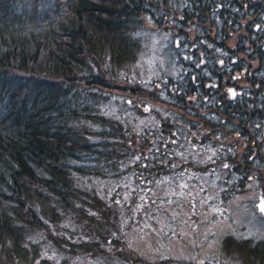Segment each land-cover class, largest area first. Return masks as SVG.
Here are the masks:
<instances>
[{"label":"trees","instance_id":"16d2710c","mask_svg":"<svg viewBox=\"0 0 264 264\" xmlns=\"http://www.w3.org/2000/svg\"><path fill=\"white\" fill-rule=\"evenodd\" d=\"M250 185L264 190V0H0V264H169L127 229L162 237L196 216L191 187L222 206ZM258 220L202 264H264Z\"/></svg>","mask_w":264,"mask_h":264},{"label":"rangeland","instance_id":"374dc122","mask_svg":"<svg viewBox=\"0 0 264 264\" xmlns=\"http://www.w3.org/2000/svg\"><path fill=\"white\" fill-rule=\"evenodd\" d=\"M205 179H203L204 183ZM160 191L161 187L157 185L153 189V195L157 197ZM260 191L256 192L254 186L250 185L241 195L233 196L232 200L221 206L213 202L208 204V200L202 199L197 189L191 187L187 197H193V201H198V204L192 207L196 216L191 215V207H183L186 211L184 209L179 211L180 219L169 218L168 232L165 233L166 226L162 229L164 236L167 235L166 239L158 234H156L157 238L152 236L153 228L157 233L161 228L155 226V223L143 227V219H140L137 223L139 227L132 226L127 229L126 240L149 261L164 258V261L166 260L169 264H192L193 261L202 264L204 259H211L217 255L222 257L219 244L223 235L229 233L244 237V235L255 234L254 223L260 217H264V213H261L257 207L260 201L264 200V190ZM206 194L212 195L211 190H207ZM160 206L163 207V212L170 208L164 202L160 203ZM260 229L263 231V228ZM132 247L128 249L131 255L134 252ZM67 264L98 263L88 256H76L68 260Z\"/></svg>","mask_w":264,"mask_h":264},{"label":"snow or ice","instance_id":"6c2138e0","mask_svg":"<svg viewBox=\"0 0 264 264\" xmlns=\"http://www.w3.org/2000/svg\"><path fill=\"white\" fill-rule=\"evenodd\" d=\"M198 66H199V65H198ZM228 91H229V93H230V96L234 98L235 95H236V93L234 92V90L229 89ZM224 167L227 168L228 165L225 164ZM257 207H258V209H259V211H260L261 213H264V200H261L260 203L257 205Z\"/></svg>","mask_w":264,"mask_h":264}]
</instances>
